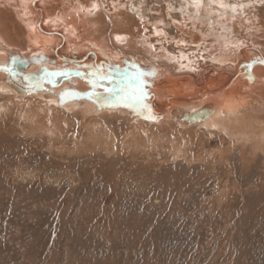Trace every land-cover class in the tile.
<instances>
[{
  "label": "bare ground",
  "instance_id": "obj_1",
  "mask_svg": "<svg viewBox=\"0 0 264 264\" xmlns=\"http://www.w3.org/2000/svg\"><path fill=\"white\" fill-rule=\"evenodd\" d=\"M163 1L0 0V63L30 80L76 68L25 94L0 66L2 125L54 135L61 152L67 136L108 154L150 143L226 167L262 199L264 0ZM98 71L113 79L98 86Z\"/></svg>",
  "mask_w": 264,
  "mask_h": 264
},
{
  "label": "rangeland",
  "instance_id": "obj_2",
  "mask_svg": "<svg viewBox=\"0 0 264 264\" xmlns=\"http://www.w3.org/2000/svg\"><path fill=\"white\" fill-rule=\"evenodd\" d=\"M0 66L25 94L76 71L30 80ZM1 119L0 264H264V197L239 174L166 160L150 143L113 158L100 146L74 150L67 136L61 152L54 135L6 131Z\"/></svg>",
  "mask_w": 264,
  "mask_h": 264
},
{
  "label": "snow or ice",
  "instance_id": "obj_3",
  "mask_svg": "<svg viewBox=\"0 0 264 264\" xmlns=\"http://www.w3.org/2000/svg\"><path fill=\"white\" fill-rule=\"evenodd\" d=\"M262 62H264V61H262ZM5 70H6V71H9V72H12V69H11L10 67L6 68ZM96 76H97L96 84H97L98 86H101V87L103 86V84H102V81H103V80H105V79H113L111 75L105 74V73L102 72V71H98V72L96 73ZM105 90H106V91H112V89H105ZM135 98H137V97L133 96V99H135ZM129 106H130V105H129ZM145 107H147V106H145Z\"/></svg>",
  "mask_w": 264,
  "mask_h": 264
},
{
  "label": "crops",
  "instance_id": "obj_4",
  "mask_svg": "<svg viewBox=\"0 0 264 264\" xmlns=\"http://www.w3.org/2000/svg\"><path fill=\"white\" fill-rule=\"evenodd\" d=\"M112 96H110V98H111ZM115 97H118V95L116 94V96H113V99L115 98ZM116 101H118V103L119 102H122L121 100H120V98L118 97V99L116 100ZM127 101V100H126Z\"/></svg>",
  "mask_w": 264,
  "mask_h": 264
},
{
  "label": "water",
  "instance_id": "obj_5",
  "mask_svg": "<svg viewBox=\"0 0 264 264\" xmlns=\"http://www.w3.org/2000/svg\"><path fill=\"white\" fill-rule=\"evenodd\" d=\"M112 86H114V87H117V86H118V84H113ZM122 86H123V85H122ZM122 86H121V87H122ZM117 88H118V87H117ZM113 94H115V93H114V92H112V93H111V95H113ZM111 100H112V99H111ZM132 108H133V107H132Z\"/></svg>",
  "mask_w": 264,
  "mask_h": 264
}]
</instances>
